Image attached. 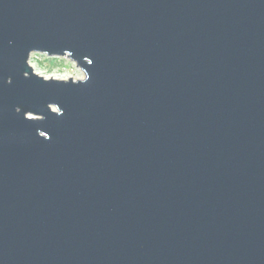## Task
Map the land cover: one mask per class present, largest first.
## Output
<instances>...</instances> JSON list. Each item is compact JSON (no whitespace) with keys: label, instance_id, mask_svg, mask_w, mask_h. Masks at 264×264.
Wrapping results in <instances>:
<instances>
[{"label":"water","instance_id":"95a60500","mask_svg":"<svg viewBox=\"0 0 264 264\" xmlns=\"http://www.w3.org/2000/svg\"><path fill=\"white\" fill-rule=\"evenodd\" d=\"M0 264H264V0H0Z\"/></svg>","mask_w":264,"mask_h":264},{"label":"rangeland","instance_id":"374dc122","mask_svg":"<svg viewBox=\"0 0 264 264\" xmlns=\"http://www.w3.org/2000/svg\"><path fill=\"white\" fill-rule=\"evenodd\" d=\"M41 57H46V58H58V61L51 66V70L55 71L57 73H60L58 75H50V77L54 78H63V79H68V78H74V79H79V78H84L85 74L84 72L68 57H49L45 54L37 53ZM35 70V69H34Z\"/></svg>","mask_w":264,"mask_h":264},{"label":"clouds","instance_id":"9594fccd","mask_svg":"<svg viewBox=\"0 0 264 264\" xmlns=\"http://www.w3.org/2000/svg\"><path fill=\"white\" fill-rule=\"evenodd\" d=\"M57 61L58 58L50 59L46 57H41L34 51L31 52L30 57L27 59V63L33 66L35 72L45 77L60 74L51 70V66L54 65ZM23 75L27 77L28 73L25 71ZM9 82H11V78H9Z\"/></svg>","mask_w":264,"mask_h":264}]
</instances>
